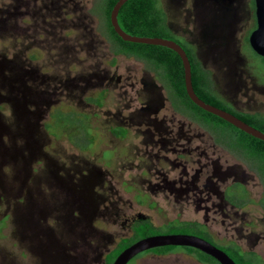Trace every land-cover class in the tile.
<instances>
[{"label": "rangeland", "instance_id": "374dc122", "mask_svg": "<svg viewBox=\"0 0 264 264\" xmlns=\"http://www.w3.org/2000/svg\"><path fill=\"white\" fill-rule=\"evenodd\" d=\"M99 1L0 0V264H105L137 216L154 235L206 230L264 259L263 176L174 111L153 71L111 52ZM160 2L212 90L264 116L250 0ZM244 190L242 207L223 198ZM154 249L127 264H201Z\"/></svg>", "mask_w": 264, "mask_h": 264}, {"label": "trees", "instance_id": "16d2710c", "mask_svg": "<svg viewBox=\"0 0 264 264\" xmlns=\"http://www.w3.org/2000/svg\"><path fill=\"white\" fill-rule=\"evenodd\" d=\"M117 1L118 0L99 1L102 19L104 20L105 25L109 26L110 29V33H108L109 35L105 36L110 42L111 52L114 55H122L125 58L139 61L147 69L153 71L166 85L169 92V100L174 111L187 116L191 120L199 123L203 128L209 130L214 137V141L231 150L237 159L242 158L244 161H250V168L263 176L262 180L264 183V142L244 133L221 118L204 111L188 98L185 91L182 62L180 57L174 51L162 46L123 41L115 33L110 23V12ZM251 5L253 9L254 0H252ZM117 21L120 28L129 35L159 37L171 39L178 43L183 48L190 61L192 86L196 95L204 102L225 110L252 127L264 132L263 115H260L259 113L238 111L233 105L223 100L212 90L209 73L201 67V64L195 57L190 46L176 38L171 28L168 26L167 16L162 8L160 0H127L119 9ZM244 41V44H246L251 51L252 56L260 58L264 66V57L257 55L249 46L248 34ZM184 99L187 100V102H183L184 105L191 111L195 110L196 113H185L178 106L177 103ZM189 115L196 116L190 117ZM211 125L213 128H210ZM117 129L118 128L113 129L115 135L120 137L125 136L126 131L123 128L119 127V129L124 130V135H121ZM232 194H228V196L225 194V198L230 204L236 207H242L247 203L246 191L245 197L240 198L237 201L231 200ZM258 204H260L264 211V192L258 201ZM132 227V236L120 239L117 245L108 253V256L105 258V264H112L116 256L132 243L155 234V232H153L155 231V227L148 220L143 218L137 219ZM204 234L206 237H209L210 235L206 230ZM199 237L224 251L236 264H260L264 262V259L256 253L242 251L240 247L233 242H230V244L228 243L227 245H222L224 248H221L212 242L214 240L213 237L206 238L202 236L201 233ZM173 247L174 246L156 248L155 252L158 255L167 254ZM186 248L188 253L201 264H219L215 259L199 250L190 247Z\"/></svg>", "mask_w": 264, "mask_h": 264}, {"label": "water", "instance_id": "95a60500", "mask_svg": "<svg viewBox=\"0 0 264 264\" xmlns=\"http://www.w3.org/2000/svg\"><path fill=\"white\" fill-rule=\"evenodd\" d=\"M127 0H118L111 12L110 23L115 33L123 40L132 43H140L166 47L174 51L181 59L183 66L184 85L188 98L199 108L215 115L227 123L233 125L244 133L264 142V132L252 127L233 114L210 105L200 99L193 90L191 80L190 61L183 48L171 39L159 37H140L125 33L118 25L117 15L119 9ZM256 28L251 32L248 42L251 49L259 56L264 57V0H254ZM165 246L190 247L212 257L219 264H236L224 251L210 242L197 236L186 234H165L144 237L123 249L114 259L112 264H127L133 257L147 250Z\"/></svg>", "mask_w": 264, "mask_h": 264}, {"label": "flooded vegetation", "instance_id": "af4514ba", "mask_svg": "<svg viewBox=\"0 0 264 264\" xmlns=\"http://www.w3.org/2000/svg\"><path fill=\"white\" fill-rule=\"evenodd\" d=\"M251 2H252V0H250V4H249V8H250V10L252 11L251 12V15L253 16L252 18H253V26H252V29H251V31H249V33H248V38H249V36H250V34H251V32L256 28V18H255V4H254V8L252 9V5H251ZM253 13V14H252ZM172 30V29H171ZM173 32V31H172ZM173 34L175 35V37L176 38H178V39H180L181 41H183V42H185L186 43V41L184 40V37H182L181 35H178V34H176V33H174L173 32ZM249 43V42H248ZM243 185V184H242ZM241 185V186H242ZM243 187V186H242ZM225 192V191H224ZM223 198L225 199V194L223 193ZM225 201H227L226 199H225ZM228 202V201H227ZM229 203V202H228ZM137 217H139L138 219H140L141 217L140 216H137ZM148 251V250H147ZM144 252H146V251H144ZM144 252H142V253H144ZM251 252V251H250ZM255 253V252H254ZM141 253H139L138 255H136L134 258H135V260H137L138 258H141V256H139ZM158 255V254H157ZM258 255V254H257ZM139 256V257H138Z\"/></svg>", "mask_w": 264, "mask_h": 264}]
</instances>
